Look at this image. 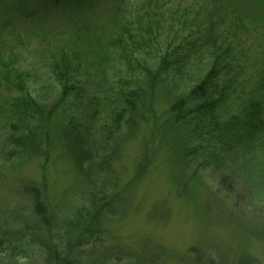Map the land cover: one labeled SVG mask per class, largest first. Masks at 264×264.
Segmentation results:
<instances>
[{
	"label": "rangeland",
	"instance_id": "obj_1",
	"mask_svg": "<svg viewBox=\"0 0 264 264\" xmlns=\"http://www.w3.org/2000/svg\"><path fill=\"white\" fill-rule=\"evenodd\" d=\"M141 3V0L125 1L129 20L137 18ZM230 3L248 7L244 25L237 29L226 15L214 18L215 43L211 44L205 39L209 34L208 24L203 22L208 2L156 0V4H149L150 12L163 14V19L158 30L151 31L147 41L149 48L136 45L141 39L135 38L134 44L126 42L123 50H109L103 58V66L94 67L97 70L90 71L89 78L83 77L88 84L84 87L86 96L99 98L96 127L110 126L111 116L125 108L117 93L133 88L142 78L141 68L146 64L156 68L166 54L171 61V66L163 72L165 81L153 108L156 125L150 118L140 125L133 137L126 140L119 135L107 143L106 161L95 160L104 169L101 181L105 186L97 180L101 172L98 176L90 172L86 179L76 174L61 147L60 127L71 113L81 117L78 112L82 109L64 108V104L57 107L55 122L48 128L47 153L37 159L10 161L4 159L0 150L2 230L18 227L13 222L4 224L8 221L9 208L14 204H27L26 199L11 191L14 183L41 186L60 223L76 206L85 203L84 197L96 190H106V194H115V199L111 209L103 214L101 240L83 248L81 260L84 263H88L91 254L98 257L111 254L109 264H264V152L247 150L232 142L228 145V137L211 130L208 122L196 130L182 126L172 138L173 132L166 130L171 96L196 85L211 67L216 54H223L225 61H222L231 65L220 69L218 75L217 96H221L217 97L219 101L213 111L218 124L237 113L251 96L258 63L264 60V28L261 26L264 11L249 9L259 6L261 0ZM61 15L56 12L25 18L10 12L8 16L12 19L26 22H14L11 26L23 35V40H19L5 34L4 25L9 17L0 13V37L3 40L8 35L1 51L13 54L11 70L22 74L25 91L39 100H47L45 109H50L58 100L57 93L61 89L51 73L47 52V48L56 43L50 42L47 47L49 42H44L45 36L32 35L39 27L54 29L52 32L63 31ZM102 15L103 11H98L95 18L100 20ZM185 20V24L181 23ZM138 36L143 37V32ZM220 47L222 52H217ZM82 60L80 67L91 64ZM22 92L24 90L14 82L7 83L0 77V101ZM167 92L172 93L170 97ZM136 116H140L139 112ZM195 122L197 120L190 127ZM5 125L6 117L0 113V143L7 132ZM97 132H92V136L101 141ZM142 164L144 169L140 172L137 166ZM16 245L20 254H11L7 261L44 263L43 252L36 245L25 238Z\"/></svg>",
	"mask_w": 264,
	"mask_h": 264
},
{
	"label": "trees",
	"instance_id": "obj_2",
	"mask_svg": "<svg viewBox=\"0 0 264 264\" xmlns=\"http://www.w3.org/2000/svg\"><path fill=\"white\" fill-rule=\"evenodd\" d=\"M125 1L127 0H0V13L6 14L7 17L10 12H16L17 17L24 15L25 18L59 12L62 14L61 20L64 24L61 32H52L55 30L39 27L32 35L45 36L44 42H49L46 43L47 47L50 42L56 43L49 46L47 52L50 57L51 73H54L53 76L56 81L58 80L61 89L57 93L58 100L56 99L57 101L50 109H45L44 103L47 100H39L25 91L22 74L11 70L13 54L9 51L4 54L1 51L4 39L8 35L23 40V35L14 31L16 29L11 26L14 22L21 24L26 22L17 21L16 18L11 17L5 21L4 26L7 27L5 34L8 35L3 40L0 37V77L7 83L14 82L24 92L7 96L0 101V113L6 117L7 129L0 143L4 159L10 161L16 158L37 159L40 155L47 153L45 148H48L49 144L48 128L55 122L53 117L57 113V107L64 104V108L75 107L76 111L82 109L78 112L81 117L71 113L60 127L61 147L67 155V161L70 162L75 173L85 179L90 172L96 176L100 172L103 173L97 180L105 186L106 184L101 181L104 169L101 163L99 167L95 160L101 158L106 161L107 143L113 142L119 135H123L126 140L133 137V133L139 131L140 125L145 124L150 118H153L156 125L153 108L162 82L165 81L163 72L171 66L167 54L161 59L158 67L152 68L146 64L141 68L143 76L133 88L121 89L117 93L125 108L111 116L110 126L96 127L99 98L86 96L85 93L87 90L85 91L84 87L88 84L83 77L89 78L92 75L90 71L97 70L94 67L103 66V58L108 55L109 50H123L122 46H126V42L133 45L135 38L141 39L136 45L149 48L147 41L151 37V31L158 30L159 22L163 19V14L150 12L149 4H156V0L154 2L141 0L137 18L134 21L129 20L125 13L127 5ZM206 2H208L205 7L207 16L203 17V22L208 24L206 30L209 34L206 35V42L212 44L215 40L214 18L226 15L237 29L243 27L248 7L240 8L231 4L233 0L230 2L205 0ZM254 7L249 9H258L259 12H263L264 0H261L259 6ZM155 8L158 9V7ZM98 11H103L100 20L95 18ZM250 21L253 22L252 24L255 23L253 20ZM186 22V20L181 21L183 24ZM261 26L264 28V21ZM141 32L143 37H137V34ZM219 50L221 47L216 49L217 52ZM223 58V54H216L205 76L188 91L177 92L178 94L174 93L172 96V93L167 92L171 100L168 107L169 124L166 130L170 134L173 132L170 137L172 138L177 132L176 129H182V126L187 125L192 130H196L200 125H206L208 122L207 125H211V130L220 131L228 137L229 141L226 140L229 142L228 145L232 142L247 150L252 148V150L258 149L264 152V60L258 63L256 82L250 91L251 96L245 99L237 113L231 114L223 124L219 125L213 112L219 101L217 97L221 96V94L217 96L218 75L220 69L231 67L222 61H225ZM82 59L91 64L80 67L83 63ZM138 65L140 67V63ZM137 112L140 116H136ZM195 120L197 122L190 127ZM94 131L100 133L101 141L92 136ZM143 167L142 164L137 166V169L142 172ZM11 191L22 199H26L27 204H14L7 211L6 220L8 221L4 224L13 222L17 223L18 227L6 232L5 229L2 230L3 227H0V264H12V262L19 264L18 260L12 262L7 260L11 259V254H20L16 243L24 238L43 252V264H109L111 254L99 257L91 254L87 258L88 263L82 262L81 257H83L84 247L101 240L99 237L103 234L104 225L102 217L106 210L111 209L115 194H106V190L93 191L88 197H84V204L76 206L73 212L60 223L55 219L41 186L14 183Z\"/></svg>",
	"mask_w": 264,
	"mask_h": 264
}]
</instances>
